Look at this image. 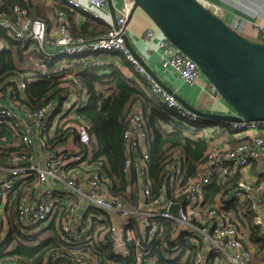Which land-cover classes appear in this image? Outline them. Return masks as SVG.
<instances>
[{
	"label": "built area",
	"instance_id": "obj_1",
	"mask_svg": "<svg viewBox=\"0 0 264 264\" xmlns=\"http://www.w3.org/2000/svg\"><path fill=\"white\" fill-rule=\"evenodd\" d=\"M53 3L98 19L108 0H89L87 4L79 0H54ZM132 8L133 2L126 0L116 25L95 40L75 38L62 9L56 10L54 28L44 20L31 18L28 10L20 6L14 7L11 17L0 15V29L15 40L30 42L26 59L43 58L34 70L22 73L15 85L6 91L0 90V98L8 97L9 101L4 104L0 100V122L8 123L20 142L32 150L13 152L7 156L6 163L0 162V232L4 235L8 232V212L3 201L18 184L34 176L35 201L24 197L16 208V223L22 228L37 224L47 226L54 220L63 242L81 247L101 244L130 264L155 263L159 246L172 256L193 247L194 264H251L253 254L247 237L224 213L227 202L224 199L207 203L206 190L214 179L225 181L232 173L257 165L260 177L253 182L238 180L228 189L226 198L247 204L264 236V121L243 119L213 125L182 104L147 72L128 47ZM253 28L255 41L264 43V26L256 24ZM144 39L157 41L164 69L177 72L189 87L198 84L202 75L197 64L165 36L148 29ZM2 48L0 44V50ZM104 54L120 55L131 66L129 79L137 82L149 99L161 102L184 127L201 126L206 121L212 124L203 131L210 147L195 174L185 180V155L179 150L171 151L156 193L148 177L147 120L143 108L134 107L126 119L123 146L124 172L129 176L134 168L137 173L136 182L128 188V193L136 192V203L115 195L111 180L99 167L90 164L91 125L78 114L88 101V94L84 83L74 78L70 69L87 60L92 61L93 66L105 68L108 62L103 59ZM57 57L61 59L50 66L49 60ZM61 73L72 80L70 85H61L71 87L66 100L61 103L51 100L37 111H28L22 102L28 85L36 80H52L55 74ZM212 89L216 92L213 86ZM225 125L240 139L254 136L235 148L222 150L216 144L221 141L217 134L227 130ZM58 127H62L58 135L65 141L47 146V137H52ZM57 185L63 187V191L58 190ZM173 205L177 206V214L171 210ZM57 258L54 256V260ZM75 261L87 264L81 259ZM63 264L71 263L64 261Z\"/></svg>",
	"mask_w": 264,
	"mask_h": 264
},
{
	"label": "trees",
	"instance_id": "obj_2",
	"mask_svg": "<svg viewBox=\"0 0 264 264\" xmlns=\"http://www.w3.org/2000/svg\"><path fill=\"white\" fill-rule=\"evenodd\" d=\"M31 2L32 0H0V15L11 17L14 7L20 6L28 10L31 18L46 22L48 10ZM53 8L54 14L60 9L65 14L69 11L68 7L57 4H53ZM72 34L75 38L92 39L86 36L84 31L72 32ZM0 44H3L0 50V90L6 91L16 84L22 73L28 71L26 61L30 60L26 59L25 54L30 42L15 40L8 35L7 31L0 29ZM34 59L41 62L43 58L37 56ZM60 59L61 57H57L49 60L50 66H54ZM108 67L113 68L110 74L104 72ZM114 67L108 62L105 68H99L93 66L92 61L87 60L73 66L70 72L74 78L84 83L87 89L88 101L78 114L91 125L93 155L90 164L94 168L99 167L111 180L115 195L136 203V192L128 193V188L136 182L137 173L134 168L129 176L124 172L125 149L123 146L126 119L134 107L141 106L147 120L150 143L148 177L152 180L156 193L161 184L162 168L171 151L179 150L185 155L183 173L185 180L195 174L199 162L210 147L203 131L212 124L206 121L201 126L184 127L161 102L149 99L137 82L128 79L116 69L117 67ZM66 83L70 85L72 80L68 79L64 73L55 74L52 80H36L28 85L22 102L28 111H37L51 100L61 103L66 100L71 89L67 85L61 86ZM225 128L231 139L236 138V133L229 131L228 125H225ZM61 132L62 127L56 128L54 135L47 137V146L63 143L64 137L58 135ZM221 135L223 133H218L217 137ZM236 140L233 148L250 141L248 137L240 139L241 142L238 138ZM31 151L20 142L19 136L8 123L0 122V162L5 161L13 152ZM25 181L27 182L16 186L8 199V232L6 235L0 232L3 238L0 240V264H63L64 261L78 264L75 261L77 259L87 264H130L128 260L116 256L110 247L101 244L93 243L88 247H81L63 242L59 234V226L54 220L47 226L37 224L31 228L20 227L16 223V208L26 192L33 188L36 178L32 176ZM225 183L223 180H213L206 190L207 203L214 204L225 199L227 206L224 208V213L229 215L232 222L245 234L248 242L254 244L257 249L255 257H264V236L261 227L254 222V215L247 204L238 203L232 199L226 200L229 190L226 189ZM36 228H40L39 231L31 233V230ZM194 254L195 249L187 247L181 254L172 256L159 246L156 250V261L153 264H194ZM254 255L251 264H254ZM54 256L59 258L54 260Z\"/></svg>",
	"mask_w": 264,
	"mask_h": 264
},
{
	"label": "water",
	"instance_id": "obj_3",
	"mask_svg": "<svg viewBox=\"0 0 264 264\" xmlns=\"http://www.w3.org/2000/svg\"><path fill=\"white\" fill-rule=\"evenodd\" d=\"M131 1L129 21L141 9L163 36L197 64L233 114L200 112L176 97L182 104L213 125L264 121V43L243 36L201 0ZM108 4L112 7L111 0ZM147 72L155 77L150 69ZM176 209L171 207L177 214Z\"/></svg>",
	"mask_w": 264,
	"mask_h": 264
},
{
	"label": "crops",
	"instance_id": "obj_4",
	"mask_svg": "<svg viewBox=\"0 0 264 264\" xmlns=\"http://www.w3.org/2000/svg\"><path fill=\"white\" fill-rule=\"evenodd\" d=\"M53 1L54 0H32L34 3L31 2L32 4H39L44 9L48 10L46 23L51 28H54L52 24L54 23L55 17ZM79 1L83 4H87L89 2V0ZM111 1L112 7H110L107 3V6L99 12L100 18L98 19L93 18L84 12L76 11L71 7H68L69 11L66 12V16L70 31L75 33H82L84 31L86 36L92 38L90 40H95L101 34L111 29L115 25L126 0ZM201 1L217 15L223 18L229 25L249 39H257L253 28L254 25L257 24L264 26V0ZM148 29H153L159 33L151 19L141 9H136L128 24V40L133 53L139 58L145 67L154 73L156 77L155 80L163 85L165 89H168L171 93H173L177 98L181 99L184 103H187L197 111L215 114H231L232 111L229 106L220 97L215 95L212 85L206 80V78L202 76L195 87H189L185 84L177 72L171 69L167 70L162 67L161 51L157 46V41H146L144 39V33ZM104 55L103 59L106 61L108 60L110 64L117 67L116 69L121 71L125 77L128 79L132 77L131 66H129V64L120 55ZM112 69L113 68L108 67V69L104 70V72L110 74ZM6 98L1 97L0 100L4 104H9V101H7L8 99ZM252 136L254 135L251 134L248 138L250 139ZM220 138V143L216 144L222 150L233 148L236 145L235 141L237 142L236 138H238V141L241 142L240 138L237 136L236 138L231 139L227 130L223 132V135H221ZM38 145H40V143H38ZM6 161L7 159L1 163H6ZM260 174L261 170L255 164L239 173L234 172L227 179H225L226 189H229L240 179H245L251 182L256 181L260 177ZM57 189L63 191V187L58 185ZM8 197L3 201L5 209L9 204ZM25 197L31 198L35 201L36 198L34 189L26 192ZM57 211L60 212L59 208H57ZM249 248L251 249L252 254H255V257L257 249L254 244L250 242ZM255 264H264V257H255Z\"/></svg>",
	"mask_w": 264,
	"mask_h": 264
},
{
	"label": "rangeland",
	"instance_id": "obj_5",
	"mask_svg": "<svg viewBox=\"0 0 264 264\" xmlns=\"http://www.w3.org/2000/svg\"><path fill=\"white\" fill-rule=\"evenodd\" d=\"M105 55H107V54H105ZM37 62L38 61L36 59L30 60V61H26V70H34L36 68V63ZM224 191H225V189H224ZM132 192H134V191L132 190ZM226 199H229V198L227 197ZM59 210H61V209H59ZM39 229L40 228L33 229V230H31V233H35V231H39ZM1 239H3L2 236H0V240ZM254 264H255V259H254Z\"/></svg>",
	"mask_w": 264,
	"mask_h": 264
}]
</instances>
